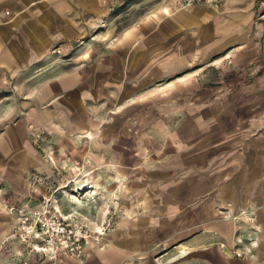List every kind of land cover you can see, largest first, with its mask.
Wrapping results in <instances>:
<instances>
[{"label":"crops","instance_id":"0c3cea01","mask_svg":"<svg viewBox=\"0 0 264 264\" xmlns=\"http://www.w3.org/2000/svg\"><path fill=\"white\" fill-rule=\"evenodd\" d=\"M111 2L0 0V264H80L19 243L5 206L33 204L59 182L30 142L32 129L46 130L62 116L42 102L78 99L84 83L87 96L90 84L98 95L106 86L124 91L128 74L135 98L165 102L166 117L179 119L149 134L129 131L130 151L122 142L113 151L116 127L88 125L102 139L74 151L73 159L88 175L99 165L118 170L112 180L122 181V205L115 226L88 240L81 264H264V0L158 3L115 43H102L115 61H95L85 77L79 62H63L62 53L79 37L112 36L95 31ZM214 63L230 75L209 78L205 69ZM241 69L255 75L242 80ZM166 76L162 86L143 89ZM57 84L63 88L51 92ZM91 117L75 103L71 127L83 129L95 122Z\"/></svg>","mask_w":264,"mask_h":264},{"label":"rangeland","instance_id":"374dc122","mask_svg":"<svg viewBox=\"0 0 264 264\" xmlns=\"http://www.w3.org/2000/svg\"><path fill=\"white\" fill-rule=\"evenodd\" d=\"M165 1L166 0H112L111 5H109L111 14L106 20L99 21L95 29L96 34L99 32L112 31V36H108V33L104 37H97L98 39H95V41H92L93 36L90 35L77 38L75 42H71L68 50L62 53L63 62L73 57V63L76 61L79 62V70L86 77L90 73L92 66H94L95 61L97 63L106 59L115 61V57L108 52L110 47L103 50L101 48V46H103L102 43L104 41H106L107 45L112 44V42L115 43L121 31L135 25L140 20H147V18L150 17L152 9L158 3L161 4ZM185 1L187 2V0H179L183 7L198 5L219 7V0H195L191 2L190 5H186ZM113 15H115L114 18H111ZM109 18L111 20H109ZM68 66L70 67L71 65ZM66 71H69V68L66 69ZM98 71L102 70L94 69V72ZM205 71L208 73L209 78L216 76V74H220L219 76L221 77L219 79L221 80L230 75L228 68H223L222 70L220 63L208 65ZM238 71L239 72L235 74L246 81L250 80V78L255 75L254 70L251 69H241ZM180 72V74L171 73L168 77L172 75L177 77L178 75H182L184 71L180 70ZM99 76L101 77V75ZM133 76L134 75H127L125 81L126 88L124 91H120V89L111 90L119 86H106L110 89L106 92L102 91L98 95L96 92L94 93V91H98V85L90 84L88 86L89 92L90 94L92 92L93 95L87 96L85 92L86 85L84 83V90L79 94L78 99H60L61 95L55 98L51 103L46 102L44 104V102H42L43 105H46L43 106V108L51 111V113L57 111V113L59 112V116H62L54 119L51 118L54 122H52V124L49 122L50 126L48 125V129H32L29 133L31 145L35 147L38 153L42 154L46 163H48L47 174L51 176L58 175L59 182H54L53 187L48 185L46 192L43 194L55 191L60 213L65 215L70 214L82 220L95 241L100 240L104 233L111 230L115 226L114 223L120 219L119 205H122V197L118 195V191L122 188V181L112 180V175H118V170H114L112 167L106 166L105 168L99 165L96 166V170L93 174L88 175L85 165L82 168L81 165L78 166V161L80 163L79 159L76 162L74 161V151L86 150L88 142H98L102 139V134L100 133L99 135V131L95 135L90 133L91 128H89L90 130L88 131V125H94L95 129H100V131L104 126L116 127L115 132L112 134V142L114 143L113 147H115L113 151H117L115 149H117V144L119 142H122V146L126 147V150H129L130 145L134 144L132 135L135 129L139 131L142 130L144 133L148 132L149 134V130L152 126L162 125L167 119L171 120L170 124H175L179 119L177 117H166L164 114L165 110H163L166 108V106L163 105L165 102H156L146 99L148 95H143L142 99L135 98L131 86ZM168 77H159L155 82L153 80L154 83L152 82L149 85H144L143 89H147V87H151V85L160 87L162 86L163 79ZM58 85L59 84L54 85L51 88V92L55 93L56 90L63 88V86ZM83 93L84 95H82ZM75 103H79L83 111H87L93 115L91 118L95 122L83 125L84 128L82 129V127H80V130L71 127L69 114L74 110ZM33 104L37 105L36 102ZM129 131L132 132V135L128 133ZM143 152H145V150H143ZM96 153L100 152L97 151ZM83 161L85 162V160ZM110 176L111 178H109ZM89 177H93V182H89ZM114 186H117V188L115 189ZM169 253L172 254V252ZM234 257L236 256L234 255ZM236 258L243 259L241 256ZM75 259H77L78 263H83L86 260V250L84 256Z\"/></svg>","mask_w":264,"mask_h":264},{"label":"built area","instance_id":"2783aa9c","mask_svg":"<svg viewBox=\"0 0 264 264\" xmlns=\"http://www.w3.org/2000/svg\"><path fill=\"white\" fill-rule=\"evenodd\" d=\"M195 0H187L190 5ZM5 210L13 216L12 236L21 244L32 247L35 253L50 259L84 256L92 236L86 224L75 216L59 211L55 191L41 194L32 204H8ZM236 257L241 254L234 253Z\"/></svg>","mask_w":264,"mask_h":264},{"label":"bare ground","instance_id":"6f19581e","mask_svg":"<svg viewBox=\"0 0 264 264\" xmlns=\"http://www.w3.org/2000/svg\"><path fill=\"white\" fill-rule=\"evenodd\" d=\"M182 253V252H181Z\"/></svg>","mask_w":264,"mask_h":264}]
</instances>
